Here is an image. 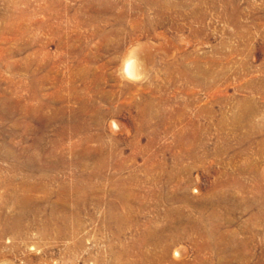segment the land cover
<instances>
[{
    "label": "rangeland",
    "instance_id": "rangeland-1",
    "mask_svg": "<svg viewBox=\"0 0 264 264\" xmlns=\"http://www.w3.org/2000/svg\"><path fill=\"white\" fill-rule=\"evenodd\" d=\"M0 264H264V0H0Z\"/></svg>",
    "mask_w": 264,
    "mask_h": 264
},
{
    "label": "clouds",
    "instance_id": "clouds-1",
    "mask_svg": "<svg viewBox=\"0 0 264 264\" xmlns=\"http://www.w3.org/2000/svg\"><path fill=\"white\" fill-rule=\"evenodd\" d=\"M143 44L133 43L122 54L113 75L122 85L145 84L150 81L149 71L142 59ZM115 129V124H113Z\"/></svg>",
    "mask_w": 264,
    "mask_h": 264
},
{
    "label": "bare ground",
    "instance_id": "bare-ground-1",
    "mask_svg": "<svg viewBox=\"0 0 264 264\" xmlns=\"http://www.w3.org/2000/svg\"><path fill=\"white\" fill-rule=\"evenodd\" d=\"M25 214H26V213H25ZM26 215H27V214H26ZM23 216H24V215H23ZM23 216H22V217H23ZM22 217H20V218H22ZM18 218H19V217H18ZM17 220H18V219H17ZM13 221H14V219H13ZM18 221H19V220H18ZM19 222H20V221H19ZM21 222H22V221H21ZM14 223H15V222H14ZM19 224H20V223H19ZM18 227H19V226H18ZM7 229H8V228H7ZM15 230H17V229H15ZM19 230H20V229H19ZM19 230H18V231H19ZM5 231H6V230H5ZM18 231H17V232H18ZM1 232H2V231H1ZM175 237H176V236H175Z\"/></svg>",
    "mask_w": 264,
    "mask_h": 264
}]
</instances>
